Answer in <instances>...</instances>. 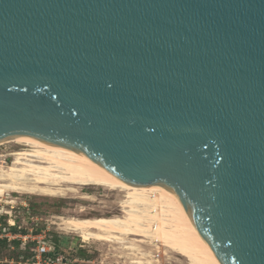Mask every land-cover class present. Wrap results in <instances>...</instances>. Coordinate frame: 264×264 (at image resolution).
Returning a JSON list of instances; mask_svg holds the SVG:
<instances>
[{
  "label": "water",
  "instance_id": "obj_1",
  "mask_svg": "<svg viewBox=\"0 0 264 264\" xmlns=\"http://www.w3.org/2000/svg\"><path fill=\"white\" fill-rule=\"evenodd\" d=\"M168 187L221 264H264V0H0V140Z\"/></svg>",
  "mask_w": 264,
  "mask_h": 264
},
{
  "label": "bare ground",
  "instance_id": "obj_2",
  "mask_svg": "<svg viewBox=\"0 0 264 264\" xmlns=\"http://www.w3.org/2000/svg\"><path fill=\"white\" fill-rule=\"evenodd\" d=\"M4 140L32 150L9 154L12 162L0 168V196L18 193L65 197L87 186L118 190L124 194L120 203L122 216L72 217L64 222L66 231L86 239L126 243L123 248L136 256L132 264H145L143 246L166 248L188 264H221L195 228L181 199L168 187L131 184L80 151L41 138L11 135L0 142Z\"/></svg>",
  "mask_w": 264,
  "mask_h": 264
},
{
  "label": "rangeland",
  "instance_id": "obj_3",
  "mask_svg": "<svg viewBox=\"0 0 264 264\" xmlns=\"http://www.w3.org/2000/svg\"><path fill=\"white\" fill-rule=\"evenodd\" d=\"M18 150L32 148L8 140L0 142V168L7 167L12 162L9 154ZM123 197L121 191L96 186L79 188L65 197L5 193L0 196V264H132L136 256L123 248L126 243L86 239L66 231L64 226L65 220L72 217L122 216ZM39 239L61 242L54 256H37ZM143 249L147 255L142 260L145 264H188L166 248Z\"/></svg>",
  "mask_w": 264,
  "mask_h": 264
},
{
  "label": "built area",
  "instance_id": "obj_4",
  "mask_svg": "<svg viewBox=\"0 0 264 264\" xmlns=\"http://www.w3.org/2000/svg\"><path fill=\"white\" fill-rule=\"evenodd\" d=\"M37 245L38 246L35 249V253L39 257H45L55 251V246L51 241L39 239L37 240Z\"/></svg>",
  "mask_w": 264,
  "mask_h": 264
},
{
  "label": "trees",
  "instance_id": "obj_5",
  "mask_svg": "<svg viewBox=\"0 0 264 264\" xmlns=\"http://www.w3.org/2000/svg\"><path fill=\"white\" fill-rule=\"evenodd\" d=\"M1 241H2V240H0V243H2ZM3 242H4V241H3ZM52 243L54 244L55 249H56L57 247L60 246V243H61V242H60L59 240H57V239H54V241H52ZM15 245H18V243L15 242ZM50 255L54 256V253H52V254H50Z\"/></svg>",
  "mask_w": 264,
  "mask_h": 264
}]
</instances>
